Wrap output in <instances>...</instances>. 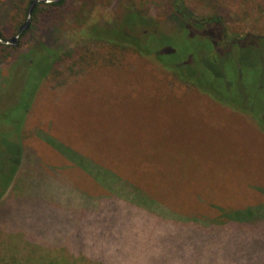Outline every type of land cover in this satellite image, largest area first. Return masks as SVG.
Wrapping results in <instances>:
<instances>
[{"label": "rangeland", "instance_id": "obj_1", "mask_svg": "<svg viewBox=\"0 0 264 264\" xmlns=\"http://www.w3.org/2000/svg\"><path fill=\"white\" fill-rule=\"evenodd\" d=\"M19 1L0 0L9 39ZM172 1L65 0L38 26L37 48L58 58L39 86L41 66L26 85L17 63L33 43L12 60L0 53V192L17 170L0 196V264H264V220H246L264 218V131L253 115L181 84L152 55L126 53L124 67L99 58L118 28L179 32ZM182 2L195 17L220 15L227 43L251 36L210 59L225 64L229 95L248 89L264 119V42L252 40L264 36V0ZM97 169L107 170L100 180ZM141 200L154 211L134 208ZM221 214L230 220L207 224Z\"/></svg>", "mask_w": 264, "mask_h": 264}, {"label": "trees", "instance_id": "obj_2", "mask_svg": "<svg viewBox=\"0 0 264 264\" xmlns=\"http://www.w3.org/2000/svg\"><path fill=\"white\" fill-rule=\"evenodd\" d=\"M32 1L34 0H20L19 2H14V4L11 6L9 13L12 14H10L9 18L11 19V26H9V30H11L12 37L15 36L18 28L25 22L27 10ZM64 2L65 0H61L60 2L53 4L37 3L31 13L30 24L20 36L18 45L13 48L0 44V53L3 54L2 56L0 55L1 58H9L12 60V54L9 53L10 51H16L23 45V43H33L32 46L28 47L29 50L27 52L32 57H26V53L23 54L20 57V60L17 62L19 71L22 70L23 72L25 69V72L27 74L24 80L28 76L27 83L25 80L26 85H28V83L30 82L29 75L33 74L35 70L37 71L39 69V65L41 66L40 68L42 69V71L40 72L42 73L37 84L38 86L43 80L47 79L50 76H53V71L56 70V67L58 65L57 54L49 48H37L38 41L36 43L34 40H36L37 37L38 26L40 24L41 18H44L43 21H48L47 16L52 13L53 10L57 11L64 4ZM170 8L175 13L176 17L179 19L182 25V28L178 30L179 32H174L170 35H161V33L154 31L141 36V38H138L133 34H125L118 28L113 32L117 43H104L103 47L101 48H105L104 50L107 49L109 51H106L104 54H102L99 57L100 60L107 65L109 64L111 66L124 67V55L126 53L152 55L158 63H160L170 71L173 79L179 81L181 84L193 87L199 92L201 91L203 93H206L211 98L213 97V99L216 97L217 100L219 99V101L224 104L230 105V102L234 101L233 103H235V105L237 106H231L235 109H238V111L240 112L246 113L248 115H253L250 116L252 120L264 131V119L260 117L261 109H258L257 112H255L256 114H254V112L249 109L250 104L252 103L251 101H248L249 90H244L239 86H235L237 95H235V93L233 96L229 95L230 91H227V88H231L229 86L231 82L225 74V64L223 62L221 63L220 60L219 62H212V60L210 59L212 52L216 49L223 53H229L235 46L236 48L237 46L247 48V45L252 42L249 41L251 36L245 35L244 38L239 41L227 43L225 25L220 15L212 13L210 17H207L205 19L195 17L192 12L184 7L182 0H173ZM131 14L137 16L138 20H141V16L134 13ZM140 27L142 26L138 25V27H136L133 25L130 27L131 29H129L137 31ZM192 28L197 31L192 32ZM199 31H205L206 34H204L203 36H199ZM0 36L5 40H9V38H7L6 35H4L1 31ZM252 40H261V42H264V36L252 37ZM163 45H167L168 47H170V49L167 51L163 50ZM129 46H131L134 50L130 49ZM36 54H38L40 58H36ZM206 61L211 62L214 66L212 67L211 64H206ZM94 62H97V59H94ZM37 73H39V70ZM239 88L241 89V91H239ZM32 100L33 98L28 103V107L25 108V114H27ZM79 161L80 163L84 164V160ZM16 171V169L14 171H11L8 182L5 183L1 188L0 196L4 194L7 187L10 185ZM106 171L107 170L100 171L99 169H97V175L96 173L95 175L100 180L101 174H104ZM97 182L99 183L98 180ZM106 184L107 185L104 186L105 190L111 191V182H108ZM135 199H138V197ZM141 203L137 204L134 208L141 207L147 211H154L152 205L148 201L145 202L144 200H141ZM159 207L161 208V205H159ZM160 213L163 216H168L171 218V215H173L170 210V214H165L161 211ZM228 217L229 216L227 215L221 214L220 216L212 219L207 218L206 222L208 225L214 224V222H216V224H222L227 220H230V218ZM173 218L175 219L174 222L178 223L182 222L188 224L197 222L196 218L182 219L178 217L176 218L175 216H173ZM246 220L247 224H254L258 221L264 220V218L261 219V216H253V218H249Z\"/></svg>", "mask_w": 264, "mask_h": 264}, {"label": "water", "instance_id": "obj_3", "mask_svg": "<svg viewBox=\"0 0 264 264\" xmlns=\"http://www.w3.org/2000/svg\"><path fill=\"white\" fill-rule=\"evenodd\" d=\"M61 0H34L30 3V6L27 10V15H26V19L25 22L18 28L17 33L15 34L14 37H12L9 40H5L0 36V44L1 45H5V46H9V47H16L18 45L19 42V38L20 36L23 34V32L28 28L29 24H30V20H31V13L35 7V5L37 3H43V4H53V3H58Z\"/></svg>", "mask_w": 264, "mask_h": 264}]
</instances>
